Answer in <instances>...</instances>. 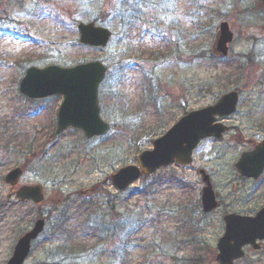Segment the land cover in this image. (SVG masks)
<instances>
[{
	"label": "rangeland",
	"instance_id": "obj_1",
	"mask_svg": "<svg viewBox=\"0 0 264 264\" xmlns=\"http://www.w3.org/2000/svg\"><path fill=\"white\" fill-rule=\"evenodd\" d=\"M169 2L0 0V264L39 217L45 227L24 264H217L220 216L194 210L202 188L197 169L219 171L215 189L228 200L236 154L245 139L263 135L254 127L264 118V6L259 0ZM131 6L139 16L125 28L119 15ZM223 21L234 39L228 56L219 59L211 45ZM81 22L109 29L108 46H81ZM91 61L107 68L98 105L111 129L91 140L76 129L56 135L62 97L25 98L20 79L30 66L71 68ZM229 91L239 94L236 112L224 119L230 132L201 142L190 166L160 169L123 192L112 187L110 175L136 165L137 156L178 119ZM15 167L24 168L17 186L43 187V204L12 196L16 188L3 177ZM262 181L244 184V210L261 208ZM124 242L119 253L125 255L112 259L110 250ZM245 252L235 264H264V245Z\"/></svg>",
	"mask_w": 264,
	"mask_h": 264
},
{
	"label": "water",
	"instance_id": "obj_2",
	"mask_svg": "<svg viewBox=\"0 0 264 264\" xmlns=\"http://www.w3.org/2000/svg\"><path fill=\"white\" fill-rule=\"evenodd\" d=\"M264 4V0H260ZM79 42L84 46L104 48L111 37L109 30L96 27L94 23L79 24ZM232 33L228 24L222 22L214 43V52L225 57L227 44L232 41ZM106 69L100 62H88L71 68L48 66L43 69L30 67L19 84L21 94L31 99H43L59 95L63 97L57 113L56 133L68 127L81 130L90 139L102 136L109 130L99 115L97 92L100 83L104 80ZM238 102L236 92L223 95L211 106L195 110L180 118L166 133L153 141V149L143 151L137 158V166H127L110 179L112 185L119 191L125 190L141 174L150 175L160 168L173 163L188 165L191 163L192 151L198 143L208 137L220 138L226 127L215 123L216 117H224L234 113ZM244 166V169H243ZM264 167V141L256 147L255 151L244 155L236 168L245 176H253ZM22 171L16 168L9 172L5 184L14 187ZM257 173L254 175L256 176ZM206 186L201 191V206L207 213L216 207L215 194L211 186L204 179ZM40 185L22 186L15 196L22 202L31 201L33 204L41 203L44 199ZM230 215L225 219L224 235L216 244L218 264H233L243 256L242 248L251 245L258 249L255 242L264 240V208L254 218L244 217L237 229L229 228ZM44 222L38 220L33 229L20 238L14 247L13 254L7 264H23L30 251V243L39 235Z\"/></svg>",
	"mask_w": 264,
	"mask_h": 264
},
{
	"label": "flooded vegetation",
	"instance_id": "obj_3",
	"mask_svg": "<svg viewBox=\"0 0 264 264\" xmlns=\"http://www.w3.org/2000/svg\"><path fill=\"white\" fill-rule=\"evenodd\" d=\"M228 132H230V127L228 126ZM256 129V131H262L261 133H263L262 137L259 140H255L253 138H247L244 140V145H246L238 154H236L235 157V162L231 165L232 166V172L230 177L233 178V180L229 181V182H234L231 191L228 193V200L224 201V199L220 198V195H218L219 193L216 191L215 186H216V178L219 177V171H216V169L211 168L210 171L205 170V168H198L197 169V177H198V181L201 183L200 185H202V178L200 175V171L204 170L205 173L208 175L209 180L216 192L217 195V199H218V206L209 213V215L211 214H219L220 216V224H219V229H222V231H224L225 229V217L226 216H231L233 218H230L228 221L229 224V228L231 229H237L240 227L241 225V219L240 218H244V216H254L263 206H264V201L262 202V205L260 206L261 208L257 211H249L248 210H244V207H248L246 202L244 201V184L245 183H256L259 181L264 182V168L261 170V172H259V175H257L256 177L254 176L256 173L253 174V176H244V174H240L237 171L236 168V164L237 161H239L244 154L250 153L254 150V148L257 146V144L259 142H261L264 139V118L258 120L256 122V125L254 127ZM226 133V134H227ZM238 136H240V132L237 133ZM240 138V137H239ZM244 169V166H243ZM221 175V174H220ZM207 214L203 215L202 217L206 216ZM208 216V215H207ZM215 221V219H214ZM261 245V249L264 245V241H261V243L259 244ZM252 251L251 247H246V250ZM260 249V250H261Z\"/></svg>",
	"mask_w": 264,
	"mask_h": 264
},
{
	"label": "trees",
	"instance_id": "obj_4",
	"mask_svg": "<svg viewBox=\"0 0 264 264\" xmlns=\"http://www.w3.org/2000/svg\"><path fill=\"white\" fill-rule=\"evenodd\" d=\"M126 13H128V11H123V19L124 18H126V16H125V14ZM146 98V96H144L143 98H142V101L144 100ZM96 229L94 230L96 233H99V234H101V227L100 226H96L95 227ZM92 229V228H91ZM114 231H115V229L114 228H112V231H111V233H110V235H109V237H111V236H113V235H115L114 234ZM107 232V230H104V231H102V233L103 234H105ZM93 235H94V233H92ZM105 235H108V233H106ZM95 237H96V235H94ZM129 238L130 237H126V240L128 241L129 240ZM105 240H107V237H105ZM126 241V242H127ZM126 242H124V244L123 243H121V245H120V247H115L113 250H110V253H109V255H110V257L112 258V259H118L119 257L121 258V257H123L124 255H125V253L121 256L120 255V253L119 252H121V250H125L127 247H126ZM83 246V245H82ZM145 258L147 259V254L145 255ZM122 264H124V263H122ZM126 264V263H125Z\"/></svg>",
	"mask_w": 264,
	"mask_h": 264
},
{
	"label": "snow or ice",
	"instance_id": "obj_5",
	"mask_svg": "<svg viewBox=\"0 0 264 264\" xmlns=\"http://www.w3.org/2000/svg\"><path fill=\"white\" fill-rule=\"evenodd\" d=\"M118 6H119V5H118ZM168 6H169V7H174V0H170Z\"/></svg>",
	"mask_w": 264,
	"mask_h": 264
}]
</instances>
